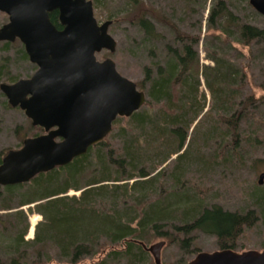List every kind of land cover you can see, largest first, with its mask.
I'll return each instance as SVG.
<instances>
[{
  "label": "trees",
  "instance_id": "trees-1",
  "mask_svg": "<svg viewBox=\"0 0 264 264\" xmlns=\"http://www.w3.org/2000/svg\"><path fill=\"white\" fill-rule=\"evenodd\" d=\"M140 11L136 20L146 38H161L149 13ZM220 18L228 22L224 27L226 31L234 26L236 21V16L224 0H218L216 7L211 9L210 27L215 28ZM50 19L56 27L62 28L58 10L50 13ZM173 28L175 30L174 26ZM239 29L240 42L244 46L249 47L256 40H264V29L256 25L247 23ZM176 34L181 41V47L173 48L169 45V58L164 62L159 61L153 69H145L150 99L147 97L141 109L130 117H118L112 132L105 139L91 146L84 155L76 157L69 164L41 172L28 182L0 185V201L5 195H11L21 189H28L29 198L19 206L41 201L38 211L42 214L43 221L37 224V233L49 235L50 239L47 240L56 243L60 256L71 264L80 262L90 254L104 253L107 249L110 250L109 247L111 250L108 257L119 256L120 250H113L117 246L126 253L136 250L144 254L146 250L139 242L145 241L143 233L146 231L156 237L178 240L182 247L190 249L193 246L192 234L199 230L216 236L220 249H233L243 230L259 220L256 210L233 212L220 205L203 206L202 203L184 202L188 205L174 210L168 204L174 197L178 200H188L183 193L167 198L164 202L149 203L146 206L151 191L157 190L155 185L162 174L160 171L156 172L158 166L164 164L172 154L180 153L175 159V170L179 171L180 162L189 155L192 145L189 133L196 120L192 132H197L208 116L216 110L217 118L213 120L210 128L212 131L220 130L219 133L231 135V140H223L218 149L223 158L229 160V154L233 151L235 155L242 143L241 128L249 115V109L256 107L259 101L253 93L244 100H238L236 94L242 91L240 82L246 77V72L239 73L240 69L238 68V72L226 56L220 58L218 54L210 57L213 66H201L199 53L195 49L200 37L184 36L178 30ZM16 41L1 43L10 47L16 45ZM17 44L22 56L28 58L24 46ZM34 67L36 68L35 65ZM201 76L212 94V106L207 111L204 110L205 95L202 96L199 90ZM138 87L144 90V85L138 84ZM123 121L128 122L130 127L120 129L123 144L118 148L110 142V138L115 127ZM35 129L37 130L33 132V136L44 132L43 128L34 126ZM217 137L220 136L217 134ZM186 144L187 148L184 149ZM162 152L165 153L164 156L156 162L157 154ZM1 161L2 157L0 163ZM93 161L99 168L90 164ZM92 167H95L93 173L90 177H85L84 174ZM134 178L140 180H135L130 186L129 182ZM173 180L182 185L180 176H175ZM111 182L113 185L109 186ZM130 187L135 190L141 187V193H145V201L141 203L145 205L141 209L135 208V215L128 214L129 216L124 217L122 210L128 207ZM70 189L81 192L79 195H68ZM257 192L256 200L260 214L264 217V194L259 195ZM19 214L25 215L23 211ZM167 225L172 226L175 232L165 229ZM42 226L44 229L40 230ZM28 227L26 223L24 233L19 236L18 241L24 242ZM37 241L43 240L38 236L35 242ZM19 243L16 245L19 246ZM20 257L23 258L22 255L12 257L9 264H21ZM0 264L7 263L0 257Z\"/></svg>",
  "mask_w": 264,
  "mask_h": 264
},
{
  "label": "rangeland",
  "instance_id": "rangeland-1",
  "mask_svg": "<svg viewBox=\"0 0 264 264\" xmlns=\"http://www.w3.org/2000/svg\"><path fill=\"white\" fill-rule=\"evenodd\" d=\"M92 1L98 21L112 22L109 32L117 41L114 53L103 50L97 54L98 59L112 57L122 75L141 86L144 85L143 91L146 92L148 99L150 98L145 69L147 67L153 69L159 61H166L169 58V45L173 48L181 47L176 30L184 36L200 37L195 49L199 53L201 66H213L214 63L210 57L218 54V57L226 56L237 70L240 69L239 73L246 72V77L240 82L242 91L236 94L239 97L238 100H244L253 93L259 101L256 107L252 106L249 109V115L241 128L242 143L238 146L235 155L232 151L229 154V160H225L222 152H218L222 141H230L231 135H226L225 132L219 133L220 130H211L210 126L217 118L216 110L208 116L197 132H192L196 120L189 133V140H192L189 155L180 162L179 171L175 170L177 167L175 159L180 153L172 154L164 164L158 166L156 172L160 171L162 174L155 185L157 190L151 191L152 194L150 193L146 206L149 203L164 202L167 198L183 193L188 200H178L174 197V200L168 204L174 210L182 209L188 205L186 203H202L203 206L220 205L226 210L242 213L256 210L259 220L243 230L233 250L238 252L264 250V217L260 214L259 203L255 196L256 191L259 195L264 194V182L259 184V176L264 172V40H256L249 47L244 46L240 42L239 29L241 25L247 23L264 29V15L256 11L249 0H224L236 16L234 26L226 31L224 27L228 25V22L224 18L217 21L215 28L209 25L210 11L216 7L218 0ZM134 3L137 5H133ZM140 9L142 12L149 13L161 38L152 40L146 38L136 20ZM7 20V15L0 12V26ZM18 41L16 45L10 47L0 42V83H13L18 79L28 78L35 70L29 58L23 57L19 51L17 43L21 44V42ZM205 82L204 77L201 76L199 90L202 96L205 95L204 110L207 111L212 106V94ZM7 103H9L8 99L0 89V158L2 159L9 150L20 148L23 140L33 137V132L37 130H34L31 120L22 109L8 106ZM125 126L130 127L128 122L123 121L113 131L110 142H113L115 147H122L120 129ZM217 134L223 137H217ZM187 144L184 149L187 148ZM164 154V152L157 154L156 162H159ZM90 164L98 167L94 161ZM95 167L89 168L84 176L90 177ZM175 176H180L181 186L174 182ZM135 180L140 178L130 180L129 185L131 186ZM112 185L111 182L109 186ZM27 191L28 189L18 190L11 195H5L0 201V257L7 264L12 257L20 255L23 256L19 258L21 264H71L60 256L57 244L47 240L50 239L49 235L37 233L36 226L43 221V216L38 211V204L41 201L19 206L23 203L22 201L29 198ZM67 194L79 195L80 191L70 189ZM141 194V187L137 190L129 188L128 207L122 210L124 217L129 216L128 214L135 215V208L141 209L145 205L141 203L145 201L143 197L145 193ZM20 211H23L25 215L19 214ZM134 222L133 225L136 223ZM26 223L29 227L25 231L24 242L18 241L19 236L24 233ZM41 229H44V226L40 227ZM165 229L175 232L172 226L167 225ZM143 234L144 242L148 246L165 241L161 252L164 264H187L199 252L221 250L216 236L199 230L192 234L193 246L190 249L182 247L178 240L171 241L153 236L150 231ZM38 236L43 241L35 242ZM16 243H19V246ZM109 248L111 250V247ZM115 249L120 250L118 257H108L110 250L107 249L104 253L90 254L76 264H155L153 255L148 251L140 254L136 250L131 253L123 252L119 246L113 248Z\"/></svg>",
  "mask_w": 264,
  "mask_h": 264
},
{
  "label": "water",
  "instance_id": "water-1",
  "mask_svg": "<svg viewBox=\"0 0 264 264\" xmlns=\"http://www.w3.org/2000/svg\"><path fill=\"white\" fill-rule=\"evenodd\" d=\"M249 3L264 15V0ZM55 10L62 28L50 19ZM0 12L8 17L0 26V42L19 40L37 66L30 78L2 82L0 89L12 107L45 132L25 138L4 156L0 185L5 186L28 182L84 155L112 132L118 117L141 109L147 94L118 71L112 57L98 59L103 50L114 53L117 41L109 32L112 22L96 18L92 0H0ZM139 243L155 264H164L165 241ZM187 264H264V250L199 252Z\"/></svg>",
  "mask_w": 264,
  "mask_h": 264
},
{
  "label": "flooded vegetation",
  "instance_id": "flooded-vegetation-1",
  "mask_svg": "<svg viewBox=\"0 0 264 264\" xmlns=\"http://www.w3.org/2000/svg\"><path fill=\"white\" fill-rule=\"evenodd\" d=\"M2 13H3V12H2ZM15 41H16V40H15ZM6 42H8V41H6ZM21 44H22V43H21ZM22 45H23V44H22ZM23 46H24V45H23ZM24 48H25V47H24ZM25 52H26V50H25ZM26 54H27V53H26ZM27 56H28V55H27ZM28 58H29V57H28ZM29 60H30V59H29ZM102 60H103V59H102ZM33 64H34V63H33ZM34 65H35V64H34ZM35 66H36V65H35ZM36 69H37V66H36L35 70H36ZM35 70H34V71H35ZM32 74H33V73H32ZM32 74H31V75H32ZM31 75H30L28 78H30ZM18 80H19V79H18ZM16 81H17V80H16ZM16 81H15V82H16ZM13 83H14V82H13ZM44 133H45V132H43V133H41V134H44Z\"/></svg>",
  "mask_w": 264,
  "mask_h": 264
}]
</instances>
